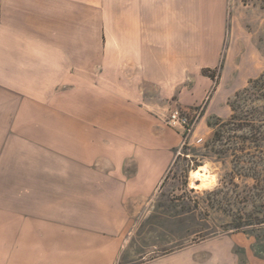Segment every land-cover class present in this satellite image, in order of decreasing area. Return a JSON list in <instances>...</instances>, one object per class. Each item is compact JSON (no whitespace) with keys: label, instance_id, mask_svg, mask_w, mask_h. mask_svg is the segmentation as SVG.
I'll return each instance as SVG.
<instances>
[{"label":"crops","instance_id":"obj_1","mask_svg":"<svg viewBox=\"0 0 264 264\" xmlns=\"http://www.w3.org/2000/svg\"><path fill=\"white\" fill-rule=\"evenodd\" d=\"M246 1L118 0V82L92 89V71L60 57L59 0H0V264L118 263L127 205L147 202L177 159L168 111L205 103L200 125L228 117V95L264 71V9ZM64 7L90 13L91 0ZM220 67L214 90L204 71Z\"/></svg>","mask_w":264,"mask_h":264},{"label":"rangeland","instance_id":"obj_2","mask_svg":"<svg viewBox=\"0 0 264 264\" xmlns=\"http://www.w3.org/2000/svg\"><path fill=\"white\" fill-rule=\"evenodd\" d=\"M67 1L59 0L60 57H68L76 70L90 69L92 89L98 88L99 82L107 88L114 87L118 82V75L115 76L118 70V17L122 16L118 13V0H91V12L84 14L61 12ZM255 1H259L264 9V0H249L244 4L252 8ZM253 31L264 62V24ZM24 46L25 52L36 47L34 44ZM2 48L0 44V52ZM209 71L216 90L221 67ZM250 81L228 95L225 103L228 117L211 116L200 125L205 103L189 111H168L166 126L182 138L177 159L165 182L147 202L131 200L127 205L136 219L131 222L117 264H229L233 259L237 264H264V156L255 148L264 146V138L253 144L247 143L254 158L242 156L245 164L239 165L234 149L243 143L228 139L232 133L222 138L215 136L219 124L229 121L233 114L230 103L235 95ZM66 89L65 84L61 85L59 94L65 96ZM175 111L188 118L191 133L170 124L171 114ZM31 113L27 111V115ZM60 115H66L65 110H60ZM257 127L264 132L260 123ZM12 143L16 147L19 144ZM18 161V156L5 158V163ZM249 161L251 163L247 164ZM252 162L256 163L255 173L251 170ZM58 163L69 162L67 157L60 156ZM205 165L216 181L210 187L197 188L198 180L191 177V172Z\"/></svg>","mask_w":264,"mask_h":264},{"label":"trees","instance_id":"obj_3","mask_svg":"<svg viewBox=\"0 0 264 264\" xmlns=\"http://www.w3.org/2000/svg\"><path fill=\"white\" fill-rule=\"evenodd\" d=\"M204 74L213 78L209 70H205ZM230 106L233 114L229 121L219 124L220 129L215 132V136L222 138L225 134L232 133L233 136L228 139L234 138L243 143L242 146L234 149L235 157L238 158L236 163L241 165L245 164L242 156L252 159L255 155L247 143L253 144L264 138V132L257 127L259 123L264 126V73L259 78L251 80L247 87L238 92ZM261 136L262 138H259ZM255 148L264 156V146H255ZM238 152L242 155L239 156ZM249 163L251 162H247ZM255 164V162L251 164V170L254 173L256 172Z\"/></svg>","mask_w":264,"mask_h":264},{"label":"bare ground","instance_id":"obj_4","mask_svg":"<svg viewBox=\"0 0 264 264\" xmlns=\"http://www.w3.org/2000/svg\"><path fill=\"white\" fill-rule=\"evenodd\" d=\"M192 178H197V188H207L214 185L216 178L213 174L210 173L208 167L201 166L199 169L193 170L191 172Z\"/></svg>","mask_w":264,"mask_h":264},{"label":"built area","instance_id":"obj_5","mask_svg":"<svg viewBox=\"0 0 264 264\" xmlns=\"http://www.w3.org/2000/svg\"><path fill=\"white\" fill-rule=\"evenodd\" d=\"M170 124L173 126H181L183 127L188 133H191V126L189 120L186 116H182L180 112L175 111L171 114L170 117Z\"/></svg>","mask_w":264,"mask_h":264}]
</instances>
